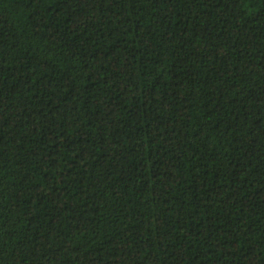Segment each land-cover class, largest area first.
Listing matches in <instances>:
<instances>
[{"label":"trees","instance_id":"16d2710c","mask_svg":"<svg viewBox=\"0 0 264 264\" xmlns=\"http://www.w3.org/2000/svg\"><path fill=\"white\" fill-rule=\"evenodd\" d=\"M0 264H264V0H0Z\"/></svg>","mask_w":264,"mask_h":264}]
</instances>
